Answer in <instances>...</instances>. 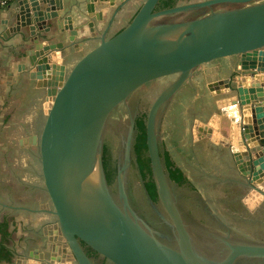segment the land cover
<instances>
[{
    "label": "water",
    "instance_id": "obj_1",
    "mask_svg": "<svg viewBox=\"0 0 264 264\" xmlns=\"http://www.w3.org/2000/svg\"><path fill=\"white\" fill-rule=\"evenodd\" d=\"M132 1H81L92 37H96V22L103 19L101 11L95 12V4L117 7L97 36V44L69 69L58 63L78 53L87 38L74 43L70 35L68 45L67 26H58L54 34L43 30L40 25L47 18L40 5L50 0L19 3L10 10L16 27L9 31L5 26L2 33L6 39L22 35L21 55L26 59L22 65L28 78L48 84L36 85L45 88V117L39 134L26 140L38 148L44 188L68 252L60 261L95 264L86 253L88 248L111 264H264V242L235 239L230 230L218 234L186 221L170 188L157 134L160 110L194 70L235 56L236 61L218 66L217 78L208 89L214 97H234L219 109L229 122L239 125L241 143L227 145L224 154L245 186L262 195L257 206L264 204V0H201L156 11L159 0H143L132 19L108 36L115 13ZM59 11L53 20L63 25L68 15L60 18L65 12L62 7ZM188 11L194 13L192 17L180 18ZM49 33H61L63 39L56 35L53 39L59 38L58 44L48 42ZM224 72L229 77L219 78ZM169 76L173 80L152 101L145 121L152 177L167 215L158 213L162 227L155 229L137 210L125 184L135 115H129L116 159V192L105 179L102 136L107 118L119 104L128 109L127 99L135 90ZM35 264L52 262L44 257Z\"/></svg>",
    "mask_w": 264,
    "mask_h": 264
},
{
    "label": "crops",
    "instance_id": "obj_2",
    "mask_svg": "<svg viewBox=\"0 0 264 264\" xmlns=\"http://www.w3.org/2000/svg\"><path fill=\"white\" fill-rule=\"evenodd\" d=\"M81 1L74 2L76 6L68 7L64 14H71L77 22L84 23L87 17ZM195 1L201 0H188L186 3ZM132 2L126 9L115 13L108 36L124 26L130 9L135 4H142L143 0ZM10 10L2 11L0 16V264H35L44 257L52 264H63L60 260L68 252L64 251V240L44 188L38 148L26 140L41 130L47 96L28 78L22 65L26 59L16 57L23 50L22 35L16 33L9 39L2 37L1 31L5 26H15L16 19L14 14L10 16ZM97 11L102 12L103 19L96 22V37H92L85 27L79 29L76 40L87 39L79 49L80 55L75 54L68 60V65L97 44V36L114 12L108 2H97ZM233 61H236L235 56L196 68L185 82L191 94L176 100L175 108V102L170 104L161 130L163 138L168 141L165 142V150L188 184L192 185V181L180 162L189 159L205 176L220 183V195L223 197L220 202H224L226 207L232 206L239 198L243 208L253 213L249 209L257 206L262 195L245 186L240 173L228 163L224 154L227 145L241 143L239 125L229 122L219 109L234 97L227 95L229 98L221 96L215 100L208 89V84L217 78L218 66ZM226 77H229V72H224L219 78ZM242 187L245 193L240 192Z\"/></svg>",
    "mask_w": 264,
    "mask_h": 264
},
{
    "label": "rangeland",
    "instance_id": "obj_3",
    "mask_svg": "<svg viewBox=\"0 0 264 264\" xmlns=\"http://www.w3.org/2000/svg\"><path fill=\"white\" fill-rule=\"evenodd\" d=\"M179 1L180 2L178 3L182 4L186 3V1L188 0ZM1 14L2 11H0V16ZM127 23V21H124L123 25H126ZM75 54H77V56L80 55V53H73L66 57V59L73 58ZM69 68L70 66L68 67V69ZM173 78L174 77L169 76L147 83L139 89L135 90L128 97V99L141 97L142 103L140 106H142V111L147 113L152 101L161 92V90L173 80ZM185 82H183V84L171 97L166 107L159 112L160 117L158 116V123L160 121V125L158 126L157 134L160 150L165 149L166 143H168V141H165V139L163 138L164 134L161 130V128L163 127V118L168 107L176 100H182L183 98L189 96L192 92L189 89L190 87ZM173 107H176V102ZM135 112V108H131L128 105L127 109L124 104H119L111 112L106 120L102 139L103 144H106L113 158L117 159V155L121 147V141L127 134L129 126V115H134ZM170 120L172 121V119ZM130 157L132 158L131 165L125 175V184L127 186L129 196L137 210L145 214L146 219H144L146 220L148 225L156 229V225L159 226L161 224L158 213L163 215L165 218H167V215L160 202H155V208L149 202L142 188L141 179L139 177L136 162L133 159L132 153ZM200 163L203 164L201 160ZM180 165L183 167L184 173L191 179L192 185L185 184L182 187H177V185L171 181H169V185L175 197L177 206L180 207L183 215L187 217V222H194L199 226L204 227L205 229H209L223 235L229 232L227 230H230L231 233H229V235L234 237L235 239H241L243 241L254 243L264 242V204L249 209L253 213H249L244 209L245 207L243 208V206L239 202V198L236 199L235 205L232 204V206L230 205L226 207L224 202H220L223 197L220 195V183L216 179H211L205 176V173H203L200 168L194 167L193 160H183L180 162ZM115 188V185H113L111 188L113 192H116ZM242 188L243 190L240 192L245 193L244 187ZM196 203L200 205L197 207ZM203 207L205 208V210L203 209ZM259 207L260 210H258ZM206 210H208V212ZM209 212L211 218H214V220H210V218L208 219ZM161 227H159L158 229H161ZM190 231L193 237H195V233L191 228ZM106 264L111 263L106 261Z\"/></svg>",
    "mask_w": 264,
    "mask_h": 264
},
{
    "label": "trees",
    "instance_id": "obj_4",
    "mask_svg": "<svg viewBox=\"0 0 264 264\" xmlns=\"http://www.w3.org/2000/svg\"><path fill=\"white\" fill-rule=\"evenodd\" d=\"M178 0H163L158 8L174 6ZM146 113L143 112L135 117L134 121V139L132 145L133 159L136 162L137 170L141 181L150 198L155 202L158 200L155 184L152 177L150 158L147 153L146 145ZM163 165L168 178L177 185L187 184V180L182 171L174 164L168 151L160 150ZM102 165L107 185L112 187L116 179L117 161L112 157L106 144L102 146ZM88 256L92 257L96 254L92 250H86ZM104 264V263H102Z\"/></svg>",
    "mask_w": 264,
    "mask_h": 264
},
{
    "label": "flooded vegetation",
    "instance_id": "obj_5",
    "mask_svg": "<svg viewBox=\"0 0 264 264\" xmlns=\"http://www.w3.org/2000/svg\"><path fill=\"white\" fill-rule=\"evenodd\" d=\"M77 0H71V2H68L67 0H50V4H41L40 5V8L43 10V12H45V14H46V21L44 22V24L43 23H41V27L43 28V30H49V31H52V34H54V30H56L57 29V27L58 26H61V27H66L67 26V29L68 30H66L67 31V37L68 36H74V43H77L78 41L76 40V35H77V33H78V31H79V29H81L82 27H85V28H87V29H89V27L87 26V21H85L84 23H79V22H77V20L76 19H74L73 17H72V15L70 14V16H68V18H67V20L66 21H64V23H63V25H62V21L61 20H59L58 21V23L57 22H55L54 20H53V18H55L56 17V13L58 12L59 14L60 13H62V11H59V8L60 7H62L63 8V12H67V8L68 7H74V6H76V4L74 3V2H76ZM163 0H159L158 1V3L156 4V6H155V8H154V11H156V10H160V9H163V8H158V5L159 4H161V2H162ZM176 4H179L178 3V1H177V3ZM175 4V5H176ZM127 5L128 4H126V5H124L123 7L126 9L127 8ZM140 5L141 4H135V5H133V7H132V9H130V11L128 12V14H127V16L125 17L126 19H125V21H127V22H129L131 19H132V17L135 15V13L137 12V10L139 9V7H140ZM174 5V6H175ZM117 7V4L115 5V7H113V11L115 10V8ZM172 7V6H171ZM123 8V9H124ZM165 8H168V7H165ZM57 9V10H56ZM57 13V15H59ZM68 14V13H67ZM193 12L192 11H188V12H185L184 14H182L181 15V17L180 18H187V17H192L193 16ZM65 14L63 13L61 16H60V18H62V16H64ZM49 17V18H48ZM115 19V18H114ZM113 22H114V20H113ZM113 22L111 23V25H113ZM69 26H71L70 28H69ZM16 26H12V25H10V29H9V31H11L13 28H15ZM122 28H123V26H122ZM122 28H120L119 30H121ZM95 29H96V27H95ZM4 30V29H3ZM1 31V33H3L4 34V31ZM119 30H117L115 33H117ZM70 32V33H69ZM6 33V32H5ZM114 33V34H115ZM7 34V33H6ZM56 35H58V36H60L61 37V39H63V37H62V35H61V33H57ZM56 35H50V33H49V37H48V42H55V43H57L58 44V42L60 41V39L59 38H56V39H53V38H55V36ZM109 36H111V35H109ZM67 37H66V39L65 40H67ZM9 38H11V37H9ZM9 38H7V39H9ZM68 41V40H67ZM64 43H65V41H63ZM21 43H23V40H22V38H21ZM69 43H72V42H69L68 41V45H69ZM73 43V44H74ZM66 44V43H65ZM65 46H67V45H65ZM72 46V45H71ZM22 47V46H21ZM69 47V46H68ZM73 47V46H72ZM22 53H19V54H17V58H19V57H23L22 55H21ZM68 61H61L60 63H58L59 64V66L60 65H66L67 67H69V66H71V63H70V65H68V63H67ZM59 69V68H58ZM34 82V84H35V86L36 85H41V87H43L44 85H47L48 86V84H47V81H43V80H39V81H33ZM46 86V87H47ZM39 87V86H38ZM43 90H44V92H45V88H42ZM46 95V94H45ZM215 100H216V97H215ZM141 103H142V99H141V97H134L133 99H131V98H129L128 99V105L132 108H135L136 109V112H135V117L137 116V115H140L141 113H143V111H142V106H140L141 105ZM187 184H188V182H187ZM177 185V184H176ZM185 184H183V185H177V187H182V186H184ZM188 185H190V184H188ZM187 199H190V198H187ZM156 203H159V201L157 200V201H155ZM200 204H197L196 203V206L198 207ZM233 205H235V203L233 204ZM235 207V206H234ZM203 209L205 210V208L203 207ZM259 210V209H258ZM257 210V211H258ZM207 212H208V210H206ZM142 214V216L146 219V216H145V214H143V213H141ZM210 218V220H214V218H211V215H210V212H209V214H208V219ZM190 219V218H189ZM217 220V219H216ZM218 221V220H217ZM220 221V220H219ZM220 223H222V222H220ZM156 227L157 228H159V227H161V224L159 225V226H157L156 225ZM161 231H163V233H165V229H163V230H161ZM86 250H89L90 251V249H86ZM92 258H93V261L95 262V264H102V263H104V264H106V260L105 259H102L100 256H98V255H95V256H92Z\"/></svg>",
    "mask_w": 264,
    "mask_h": 264
},
{
    "label": "built area",
    "instance_id": "obj_6",
    "mask_svg": "<svg viewBox=\"0 0 264 264\" xmlns=\"http://www.w3.org/2000/svg\"><path fill=\"white\" fill-rule=\"evenodd\" d=\"M23 1H30V0H0V11H6L9 9L16 8L19 3L23 4Z\"/></svg>",
    "mask_w": 264,
    "mask_h": 264
}]
</instances>
